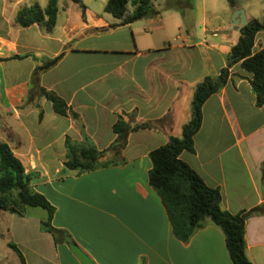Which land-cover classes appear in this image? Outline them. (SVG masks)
I'll use <instances>...</instances> for the list:
<instances>
[{
    "label": "crops",
    "instance_id": "obj_1",
    "mask_svg": "<svg viewBox=\"0 0 264 264\" xmlns=\"http://www.w3.org/2000/svg\"><path fill=\"white\" fill-rule=\"evenodd\" d=\"M82 3L85 10L60 0L56 24L46 30L22 28L16 17L33 5L45 10L48 0H0L2 141L32 176L33 189L55 207L54 228L69 234L94 264H233L224 232L213 225L188 243L175 238L149 183V155L182 138L196 86L228 67L242 27L218 23L219 16L209 21L204 12L199 37L195 23L184 31L177 13L168 21L159 13L121 25L106 7ZM262 36L254 54L264 49V43L256 47ZM57 58L39 84L66 103V116L32 91L35 70ZM229 72L226 86L203 106L195 152L180 158L220 190L221 208L236 215L264 206V105L256 106L252 75L241 64ZM120 121L128 127L125 147L108 152ZM67 139L95 147L106 166L87 173L66 169ZM18 218L24 222L9 231L25 264H81L64 234L55 240L42 231L47 213L37 228ZM245 238L250 262L264 264V214L248 219Z\"/></svg>",
    "mask_w": 264,
    "mask_h": 264
},
{
    "label": "trees",
    "instance_id": "obj_2",
    "mask_svg": "<svg viewBox=\"0 0 264 264\" xmlns=\"http://www.w3.org/2000/svg\"><path fill=\"white\" fill-rule=\"evenodd\" d=\"M59 1L48 0L45 10L38 5L23 8L16 17V23L22 28L38 24L46 30H51L56 24ZM71 1L85 10L81 0ZM230 2L235 7V1L230 0ZM129 4L134 8L131 14L128 11ZM105 10L114 18L121 20V25H129L159 15L151 0H109ZM240 32V39L229 55L228 67L223 69L218 77H208L196 86L192 102V119L184 126L182 138H172L167 145L150 153L152 169L149 173V183L164 204L176 239L188 243L197 232L213 225L224 232L227 250L233 264H252L246 255V223L252 216L264 214V206L236 215L224 211L221 208L220 190L208 187L202 178L180 158L183 152H195V136L202 126L203 106L226 86L230 78L229 70L233 66L241 64L242 69L252 75L250 84L256 96V106L264 105V49L256 54L253 52L256 36L264 32V22L252 20L242 27ZM59 59L48 61L35 70L32 91H36L40 97L50 101L57 114L66 116L68 111L66 103L54 92L47 91L39 84L40 74L54 67ZM144 127L145 125L138 129ZM113 130L118 138L108 152H121L126 144L128 127L120 121ZM66 149L67 161L64 165L68 170L87 173L106 166L97 159L100 152L93 146L79 147L67 139ZM31 181L32 176L26 174L22 162L14 155L9 145L0 142V193L2 194L0 210L24 216L21 206L43 209L47 213V218L41 223L42 231L51 234L55 240L59 234H64L66 242L73 243L69 234L54 228L52 223L56 209L43 194L33 189ZM10 199L17 201L16 204ZM18 206L22 210H19ZM9 247L18 254L21 264H25L19 249L13 244Z\"/></svg>",
    "mask_w": 264,
    "mask_h": 264
},
{
    "label": "rangeland",
    "instance_id": "obj_3",
    "mask_svg": "<svg viewBox=\"0 0 264 264\" xmlns=\"http://www.w3.org/2000/svg\"><path fill=\"white\" fill-rule=\"evenodd\" d=\"M82 1L86 5L88 4L98 9H105L108 2V0H81V2ZM234 1L235 7L232 6L230 0H152L155 8L157 9V12L162 13L166 20L167 17H174L171 15L172 12L173 14L177 13L185 32H187V30L191 28L195 23V26L197 27V34L199 35V37L204 36L201 31V20L204 12L206 13L209 21L212 20L215 16H219L220 21H218V23H221V21L223 20L229 27H231L230 23L235 13L234 12L231 14V12L236 7L240 8L246 13L249 22L252 20L264 22V0ZM132 10L133 7L130 4L128 6V11L130 12ZM182 11H188V17H185L181 13ZM174 29V26H170L171 32H175ZM263 43L264 36H262L256 47L258 45H262ZM4 122L5 119H0V130L3 127ZM1 137L3 136L0 134V142H3ZM1 195L2 194L0 193V196ZM10 200H12L14 204H16L15 202H17L13 199ZM21 207L23 209L22 213L29 219L28 223H30L31 226H35L37 228V220L45 217L46 211L40 208L34 209L24 206ZM21 207L18 206L19 210L21 209ZM21 221L24 222V220L18 218L17 215H13L9 212L0 210V264H21L18 254L9 247L10 244H14L11 234L12 232L10 233V231H13L17 225H20L19 223H22Z\"/></svg>",
    "mask_w": 264,
    "mask_h": 264
},
{
    "label": "water",
    "instance_id": "obj_4",
    "mask_svg": "<svg viewBox=\"0 0 264 264\" xmlns=\"http://www.w3.org/2000/svg\"><path fill=\"white\" fill-rule=\"evenodd\" d=\"M232 24L236 30L248 24L246 13L243 10H237L232 18ZM72 252L78 257L81 264H94V262L76 245L70 244Z\"/></svg>",
    "mask_w": 264,
    "mask_h": 264
}]
</instances>
